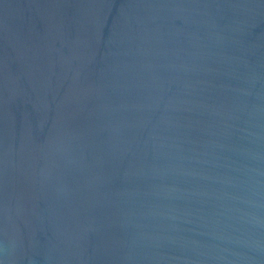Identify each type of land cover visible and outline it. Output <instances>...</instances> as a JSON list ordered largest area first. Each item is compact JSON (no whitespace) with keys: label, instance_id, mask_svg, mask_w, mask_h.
<instances>
[{"label":"water","instance_id":"95a60500","mask_svg":"<svg viewBox=\"0 0 264 264\" xmlns=\"http://www.w3.org/2000/svg\"><path fill=\"white\" fill-rule=\"evenodd\" d=\"M0 264H264V0H0Z\"/></svg>","mask_w":264,"mask_h":264}]
</instances>
